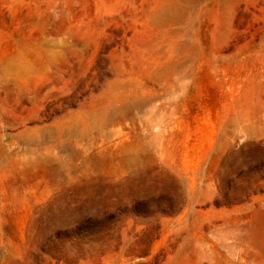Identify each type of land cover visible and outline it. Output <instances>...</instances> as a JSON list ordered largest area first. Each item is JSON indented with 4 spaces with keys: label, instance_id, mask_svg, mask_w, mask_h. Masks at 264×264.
I'll use <instances>...</instances> for the list:
<instances>
[{
    "label": "rangeland",
    "instance_id": "1",
    "mask_svg": "<svg viewBox=\"0 0 264 264\" xmlns=\"http://www.w3.org/2000/svg\"><path fill=\"white\" fill-rule=\"evenodd\" d=\"M0 264H264V0H0Z\"/></svg>",
    "mask_w": 264,
    "mask_h": 264
}]
</instances>
